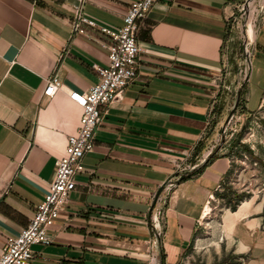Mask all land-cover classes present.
Here are the masks:
<instances>
[{"label":"crops","instance_id":"0c3cea01","mask_svg":"<svg viewBox=\"0 0 264 264\" xmlns=\"http://www.w3.org/2000/svg\"><path fill=\"white\" fill-rule=\"evenodd\" d=\"M133 0H86L116 29ZM245 0H158L141 20L137 77L100 106L94 149L48 239L30 264H185L232 158L219 154L228 106L232 17ZM78 0H0V253L27 226L64 156L88 90L109 61L98 27L75 32ZM246 107L264 103V10L251 43ZM57 72L65 85L44 94ZM259 93L253 109L250 96ZM253 199V200H252ZM237 217L229 238L264 264V200ZM239 206L234 212L238 211Z\"/></svg>","mask_w":264,"mask_h":264},{"label":"rangeland","instance_id":"374dc122","mask_svg":"<svg viewBox=\"0 0 264 264\" xmlns=\"http://www.w3.org/2000/svg\"><path fill=\"white\" fill-rule=\"evenodd\" d=\"M264 10V0H245L232 17L228 106L219 130L218 146L225 148L232 165L220 189L203 214L197 236L185 255V264H238L244 260L229 234L235 219L246 213L255 201L264 200V103L257 111L246 107L249 54L253 38L248 34L252 21L255 30ZM247 47V51H246ZM251 94L249 108L259 100ZM234 212L233 207H238ZM236 214V216H235Z\"/></svg>","mask_w":264,"mask_h":264},{"label":"built area","instance_id":"2783aa9c","mask_svg":"<svg viewBox=\"0 0 264 264\" xmlns=\"http://www.w3.org/2000/svg\"><path fill=\"white\" fill-rule=\"evenodd\" d=\"M85 1L71 4L73 29L88 34L86 27L92 26L107 34L109 40L103 44L109 50V61L107 65L97 67L99 80L88 90L67 88L69 97L82 109L79 126L68 136L65 154L57 161L55 177L29 224L18 235L7 238L0 253V264H30L34 257L33 245L48 239L50 227L66 207L70 192L76 187L77 175L85 169V155L94 149L96 130L103 116L100 106L118 100L138 75L142 48L137 33L141 20L158 0H133L123 17V24L116 29L101 26L88 16L84 10ZM248 54L250 62V50ZM59 89H65V85L55 72L47 79L44 94L53 96Z\"/></svg>","mask_w":264,"mask_h":264},{"label":"bare ground","instance_id":"6f19581e","mask_svg":"<svg viewBox=\"0 0 264 264\" xmlns=\"http://www.w3.org/2000/svg\"><path fill=\"white\" fill-rule=\"evenodd\" d=\"M254 26H255V24H254L252 21L249 23V26H248V34H249L252 38H254V31H255ZM235 216H236V214H235Z\"/></svg>","mask_w":264,"mask_h":264},{"label":"trees","instance_id":"16d2710c","mask_svg":"<svg viewBox=\"0 0 264 264\" xmlns=\"http://www.w3.org/2000/svg\"><path fill=\"white\" fill-rule=\"evenodd\" d=\"M225 155H228V153H225ZM234 209H236V207H233Z\"/></svg>","mask_w":264,"mask_h":264},{"label":"water","instance_id":"95a60500","mask_svg":"<svg viewBox=\"0 0 264 264\" xmlns=\"http://www.w3.org/2000/svg\"><path fill=\"white\" fill-rule=\"evenodd\" d=\"M248 49H247V47H246V51H247Z\"/></svg>","mask_w":264,"mask_h":264}]
</instances>
